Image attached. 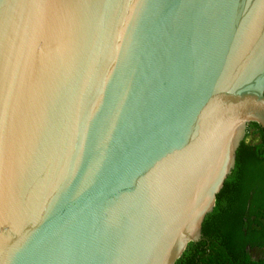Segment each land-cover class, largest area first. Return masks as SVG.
I'll list each match as a JSON object with an SVG mask.
<instances>
[{
	"label": "water",
	"instance_id": "obj_1",
	"mask_svg": "<svg viewBox=\"0 0 264 264\" xmlns=\"http://www.w3.org/2000/svg\"><path fill=\"white\" fill-rule=\"evenodd\" d=\"M251 122L264 0H0V264H174Z\"/></svg>",
	"mask_w": 264,
	"mask_h": 264
},
{
	"label": "trees",
	"instance_id": "obj_2",
	"mask_svg": "<svg viewBox=\"0 0 264 264\" xmlns=\"http://www.w3.org/2000/svg\"><path fill=\"white\" fill-rule=\"evenodd\" d=\"M201 237L174 264H264L242 249L247 240L264 242V132L257 123L245 127L234 166L202 221Z\"/></svg>",
	"mask_w": 264,
	"mask_h": 264
},
{
	"label": "flooded vegetation",
	"instance_id": "obj_3",
	"mask_svg": "<svg viewBox=\"0 0 264 264\" xmlns=\"http://www.w3.org/2000/svg\"><path fill=\"white\" fill-rule=\"evenodd\" d=\"M200 240H203L201 235L199 236L198 240L195 241L194 243H197ZM242 249L245 251V254H247L246 256H248L250 260L258 261L259 259L264 258V242L261 241L251 242L250 240H247V243L242 246ZM240 258L241 256L239 257V259ZM238 264H243V263H238Z\"/></svg>",
	"mask_w": 264,
	"mask_h": 264
}]
</instances>
